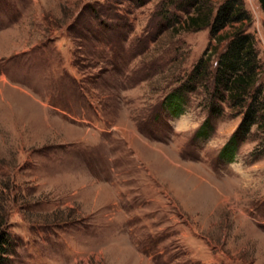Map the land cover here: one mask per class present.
<instances>
[{
	"label": "rangeland",
	"instance_id": "rangeland-1",
	"mask_svg": "<svg viewBox=\"0 0 264 264\" xmlns=\"http://www.w3.org/2000/svg\"><path fill=\"white\" fill-rule=\"evenodd\" d=\"M185 2L0 5V218L19 240L9 264H264L263 126L222 160L248 107L227 99L211 114L213 74L174 113L162 107L242 26L263 80V6L241 0L243 22L213 36L183 28L198 14Z\"/></svg>",
	"mask_w": 264,
	"mask_h": 264
},
{
	"label": "trees",
	"instance_id": "trees-1",
	"mask_svg": "<svg viewBox=\"0 0 264 264\" xmlns=\"http://www.w3.org/2000/svg\"><path fill=\"white\" fill-rule=\"evenodd\" d=\"M5 1L7 0H0V5H5ZM260 1L264 11V0ZM204 2L205 0H186L180 5L179 9L183 10L186 15L190 14L186 9L187 6L188 9L198 11L197 15L186 16L183 22V28L186 31L209 28L213 36H218L227 25L235 21L243 22L245 19L241 0H226L211 13H205V9L201 8ZM170 16L169 11L165 10L163 18L166 19L167 26H174L177 16L173 15L171 19ZM219 41L226 43L217 49L216 56L211 51L205 60L199 62L194 72L186 77L187 80L163 99L162 107L172 108L174 113L186 101L187 94L195 91L202 83H207L206 78L213 74L211 86L208 88L213 92L211 114H220L221 102L227 99L231 100L236 107H248L245 127L241 128L240 133L231 139L220 156L224 161H233L237 146L246 138L250 127L257 125V127L263 126L264 128V123L259 120V113L264 111V85L262 83L264 79L262 80L263 76L260 77L262 67L257 63L254 42L250 35L244 33V26L239 27L233 37L227 34L220 35ZM214 56L215 59H213ZM205 86L208 85L205 84ZM210 128V120H207L197 131L196 139L209 137ZM5 223L6 221L0 218V264L10 263L18 240L5 228Z\"/></svg>",
	"mask_w": 264,
	"mask_h": 264
}]
</instances>
